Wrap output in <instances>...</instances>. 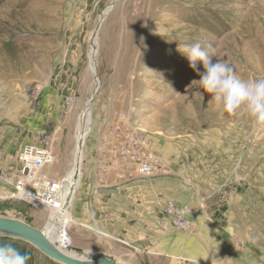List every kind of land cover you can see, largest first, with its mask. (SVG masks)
Here are the masks:
<instances>
[{
  "label": "rangeland",
  "instance_id": "1",
  "mask_svg": "<svg viewBox=\"0 0 264 264\" xmlns=\"http://www.w3.org/2000/svg\"><path fill=\"white\" fill-rule=\"evenodd\" d=\"M195 43L204 48L210 45V54L227 62L242 79H264V0H0V133L8 126L11 135L22 142L19 150L40 146L43 133L53 137L55 163L49 171L55 179H64L65 186L76 163L72 155L78 118L89 112L78 173L88 170L84 164L86 143L99 147L92 169L98 186L169 178L187 184L201 180L205 188L209 179L222 183L220 179L232 175L238 183L255 182L264 189V127L247 115L222 113L209 102L211 95L192 83L199 77L189 68L183 49H178ZM90 52L97 86L89 71ZM28 86L40 88L38 103L27 101L24 91ZM95 88L97 94L87 108ZM67 100L73 103L70 109L64 105ZM13 106L31 113L28 131L21 132L6 122L10 118L6 109ZM38 110L45 115L40 116ZM69 129L73 132L70 153L62 138ZM128 133L143 141L145 149L140 150L160 159L165 168L141 177L130 164L133 161L121 154L102 168L99 156L104 141L131 148ZM64 151L67 163L60 158ZM99 172L105 173L103 180L98 179ZM245 173L249 180L242 178ZM78 177L68 191L69 225ZM167 203L185 209V216L189 209L167 200L162 214L173 229L190 230L188 222L183 230L173 225L164 212ZM47 216L31 206L0 200V218L37 231L47 232ZM68 227V241L62 245L73 255L88 258L72 251ZM76 238L80 245L93 241ZM5 245L25 255L27 264H60L33 246L0 233V246ZM103 256L119 264L130 263L126 255Z\"/></svg>",
  "mask_w": 264,
  "mask_h": 264
},
{
  "label": "crops",
  "instance_id": "2",
  "mask_svg": "<svg viewBox=\"0 0 264 264\" xmlns=\"http://www.w3.org/2000/svg\"><path fill=\"white\" fill-rule=\"evenodd\" d=\"M38 112L40 116L45 113ZM15 115L20 116L15 120ZM6 116H10L7 123L28 131L29 111L13 106L6 109ZM6 128L0 133V171L15 167L22 145ZM45 131L48 133L47 128ZM72 133L69 129L62 136L68 153ZM85 148L88 170L79 174L69 209L72 223L68 230L74 249L126 255L129 264H264V189L255 186L258 183H238L237 176L229 175L220 179L222 183L209 179L205 188L201 180L187 184L169 178L98 186L92 169L99 147L86 143ZM64 152L62 160L67 157ZM246 174L242 178L249 180ZM8 190L0 181V196ZM167 200L189 209L185 220L190 230L172 228L162 214ZM76 236L94 242L80 245Z\"/></svg>",
  "mask_w": 264,
  "mask_h": 264
},
{
  "label": "built area",
  "instance_id": "3",
  "mask_svg": "<svg viewBox=\"0 0 264 264\" xmlns=\"http://www.w3.org/2000/svg\"><path fill=\"white\" fill-rule=\"evenodd\" d=\"M25 96L30 104L39 102L41 90L39 87L28 86L25 88ZM68 109L73 107L71 100L64 104ZM106 132H103V137ZM133 144L131 148L119 143V147L104 141V148L100 150L99 163L113 164L116 155H126L130 159V164L134 165L137 173L141 177L152 176L158 168H165L164 163L140 149H145V144L135 135L127 134ZM125 136V135H124ZM40 146L27 145L23 147L16 156V166L8 171L0 172V181L5 183L10 191L1 196L3 202H18L31 206L40 212L48 213L47 220L51 213L57 211L65 201L64 199V179H55L50 174V168L54 165L55 159L52 155L53 137L46 134L41 136ZM107 143V144H105ZM100 180L105 178L104 172H99ZM165 214L172 219L173 225L179 229H187L188 223L184 218L185 209L175 207L172 203H167Z\"/></svg>",
  "mask_w": 264,
  "mask_h": 264
},
{
  "label": "clouds",
  "instance_id": "4",
  "mask_svg": "<svg viewBox=\"0 0 264 264\" xmlns=\"http://www.w3.org/2000/svg\"><path fill=\"white\" fill-rule=\"evenodd\" d=\"M189 68L199 77L198 83L211 95L210 103L229 117L249 116L256 125L264 127V79L245 80L227 62L215 59L200 43L181 45ZM214 53V49H212ZM27 257L16 248L0 246V264H27Z\"/></svg>",
  "mask_w": 264,
  "mask_h": 264
},
{
  "label": "bare ground",
  "instance_id": "5",
  "mask_svg": "<svg viewBox=\"0 0 264 264\" xmlns=\"http://www.w3.org/2000/svg\"><path fill=\"white\" fill-rule=\"evenodd\" d=\"M117 0H115L116 2ZM114 5V2L111 3L109 5V7L105 10L104 12V16H106L108 14V12L110 11L109 9H111V7ZM97 34V32H95ZM92 43V42H91ZM93 46L96 45V42L93 41ZM93 70L94 69V63H93V54L90 52L89 53V71L90 74L93 77ZM98 80V78H97ZM95 85L97 86V82H95ZM95 87V86H94ZM90 107V105L87 104V108ZM90 117V113H86L84 116L83 114H81V117L79 115L78 118V124H77V134L75 137V142H76V149L75 151H73V162L75 161V166L71 168V170L69 171L68 175H67V180H66V185L64 186V199L65 201L63 202V204L60 206V208L51 213V215L49 216L50 219V225L49 228L46 232V230H42L43 234L47 235L49 242L51 243V245L53 246V249L56 250L57 252L60 253H64L70 257L82 260V261H91V259H87V258H83V257H78L76 255H73V253L69 250H67V248L65 246H63V243H67V237L65 234V230L67 229V227L70 224V220L68 218V214L66 213L67 210V204L69 202V194L68 191L71 190L69 187L72 186V184L74 183V181L76 180L77 176H79L78 171L81 168V164H82V156H81V151L79 150V148L81 147L82 144V139H83V133H85L87 131V125L84 126V120H87V118Z\"/></svg>",
  "mask_w": 264,
  "mask_h": 264
},
{
  "label": "water",
  "instance_id": "6",
  "mask_svg": "<svg viewBox=\"0 0 264 264\" xmlns=\"http://www.w3.org/2000/svg\"><path fill=\"white\" fill-rule=\"evenodd\" d=\"M94 35H96L95 32L93 33V36ZM92 73H93L94 81L97 82V75L95 70H93ZM96 94H97V90L95 88L94 93L91 96L88 105H92ZM0 233L8 237L21 240L33 246L35 249L40 251L43 255H45L49 259L58 262L60 264H119L109 257L95 254L92 252L85 253L83 251L72 249L73 252H79L82 255L84 254L85 256L88 257L87 259H91V261L88 260L82 261L70 257L64 253L57 252L56 250L53 249V246L49 242L47 235L43 234L42 231H37L31 228L30 226H27L18 221L0 218Z\"/></svg>",
  "mask_w": 264,
  "mask_h": 264
}]
</instances>
